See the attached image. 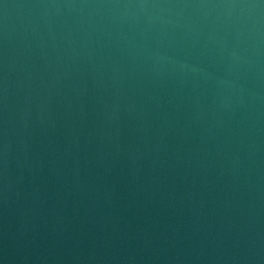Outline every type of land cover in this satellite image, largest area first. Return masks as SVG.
<instances>
[{"label": "water", "instance_id": "1", "mask_svg": "<svg viewBox=\"0 0 264 264\" xmlns=\"http://www.w3.org/2000/svg\"><path fill=\"white\" fill-rule=\"evenodd\" d=\"M0 264H264V0H0Z\"/></svg>", "mask_w": 264, "mask_h": 264}]
</instances>
